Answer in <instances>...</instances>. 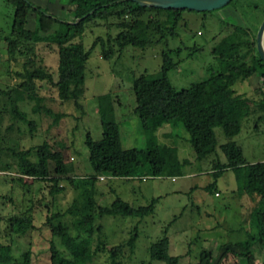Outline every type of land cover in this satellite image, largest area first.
Returning <instances> with one entry per match:
<instances>
[{
	"label": "trees",
	"instance_id": "trees-1",
	"mask_svg": "<svg viewBox=\"0 0 264 264\" xmlns=\"http://www.w3.org/2000/svg\"><path fill=\"white\" fill-rule=\"evenodd\" d=\"M14 7L11 33L6 36L9 53L28 55L32 45L47 42L57 46L59 64L57 77L42 67H35V57L24 64V71L16 72L23 78L15 87V98L24 101L26 96L36 100L34 110L38 111L40 100L37 93V80L52 82L56 85L59 96L64 101L80 104L85 94L86 63L91 51L96 46L102 48L104 59H111L118 47L127 46L147 48L159 43L167 44L171 38L180 36L179 28L187 26L185 12H203L207 16L212 11L190 9L159 8L143 6L131 0H6ZM240 13L243 22H232L219 17L225 26L219 40L212 47V53L220 61L221 67L212 69L208 78L193 83L187 88L177 89L169 72L176 69L178 62L172 54L179 55L182 47L167 49L162 52V64L157 72L142 73L133 79V90L138 114L146 134L144 148H125L122 143L120 126L116 116L117 98L113 93L98 96L99 113L103 135L94 139L91 132L86 135L85 143L89 148V161L92 172L86 176H77L59 151L51 150L46 143L25 149L10 148L19 159V176L11 177L17 188H25L26 178L33 181L52 182L55 193L66 190L63 180L79 190L72 203L65 211L59 204L51 202V215H47L46 224L52 235L50 246V264H93L99 251L107 249L111 264H116L125 247L132 251L138 238V227L127 240L111 248H106V240L99 218L106 215L144 217L154 212L159 198H153L148 205L134 206L129 201L117 197L110 205L97 202V181L100 176L111 178H130L140 171L147 170L154 177L183 175L182 168L189 164V159L181 160L176 143H161L156 132L165 124L173 127L182 126L189 134V140L198 160H203L217 153L218 137L216 128L221 127L226 138L221 150L227 161L217 159L213 170L232 169L239 180L238 192L264 200V160L249 161L243 147L235 137L243 128L244 119L253 114L264 117V60L257 47L258 29L264 20V0H231ZM73 5L74 18L68 20L59 10L69 9ZM58 10V13L55 12ZM217 10V9H216ZM103 18H99L98 14ZM101 19V20H99ZM183 20L185 21L183 24ZM103 21V22H101ZM34 22V26H33ZM105 27L107 36H100L92 48L86 49L83 38L86 29ZM215 39V38H214ZM33 53V52H32ZM30 66H32L30 68ZM258 75L262 96L254 100L245 93H238L233 85ZM11 94V92H9ZM8 93V94H9ZM16 113L20 120L28 122L31 130L36 128V121L29 119L27 113L19 108ZM172 132L167 134L172 136ZM0 152L5 150L1 142ZM26 177V178H25ZM4 178H7L4 176ZM215 181L205 188L215 189ZM20 185V186H19ZM16 186L12 188L15 189ZM20 188V189H21ZM216 194H218L217 190ZM26 192H23V196ZM12 199V198H11ZM29 201V200H28ZM30 206L20 210V214L8 218L11 234L24 235L36 228L34 211L38 207L30 198ZM254 231H249L245 240L233 243L240 252L228 250V253L245 258V264H256L258 254L255 246L264 248V209H253ZM65 215H71V224L64 221ZM73 230L75 232H73ZM168 226L164 235L153 242L150 257L166 264H179L181 256L170 253ZM98 233V242L93 248L94 235ZM57 239L69 255L58 247ZM225 245V244H223ZM217 251L204 248L197 263L214 264ZM24 260L17 261L12 254L11 245L0 243V264H30V252L24 254Z\"/></svg>",
	"mask_w": 264,
	"mask_h": 264
},
{
	"label": "rangeland",
	"instance_id": "rangeland-1",
	"mask_svg": "<svg viewBox=\"0 0 264 264\" xmlns=\"http://www.w3.org/2000/svg\"><path fill=\"white\" fill-rule=\"evenodd\" d=\"M36 1L45 3V0ZM73 8L71 5L69 9L59 10V13L72 20ZM55 12L58 13V10ZM13 15L14 7L6 0H0V136L5 148L0 152V243L11 245L17 261L24 260V254L30 252V264H50L52 235L46 217L51 215L54 208L50 210L48 205L55 201L59 209L65 211L78 196L79 190L63 180L66 190L55 193L52 182L33 181L28 177H25L28 185L23 189L17 188L11 177L21 175L20 163L10 148L25 149L46 143L51 150L63 154L67 165L77 176L89 175L92 167L89 148L85 143L86 135L91 132L94 139L102 138L98 96L106 93H113L117 98L116 116L123 146L144 148L147 140L145 130L134 111V77L145 72H157L162 64V52L181 46L179 55L172 54L178 62L177 68L169 72L173 85L182 89L208 78L212 69L221 67L220 61L212 53V47L225 27L218 18L232 22L243 20L232 4L209 12L207 16L203 12L186 11L187 26L180 27V36L171 38L167 44L159 43L147 48L127 46L123 50L117 47L111 59L103 58L102 48L98 45L92 49L86 63L85 94L80 104L62 100L54 83L37 80V93L41 100L36 111L35 99L26 96L24 101L16 100L15 87L23 80L16 72L24 71L25 62L34 56L35 67L52 72L56 78L58 49L54 44L43 42L32 45L28 55L18 52L11 55L6 36L11 33ZM98 15L103 18L101 13ZM91 28L86 29L83 38L86 49L92 48L100 36H107L104 26L93 27L94 31ZM233 88L254 100H260L262 96L258 75L245 82H236ZM18 108L24 110L29 119L36 121L34 130H31L28 122L19 119L16 113ZM170 132L172 136L167 135ZM216 133L219 143L217 153L198 160L192 144L187 141L189 134L182 126L165 124L157 130L159 142L176 143L180 159H189V164L182 168L183 175L154 177L149 175L150 169L147 167V170L130 178L100 176L96 195L100 205H110L120 197L138 207L159 198L154 212L147 216L106 215L98 219L97 223L102 225L104 232L102 239L107 241L108 249L129 239L134 228L138 227L134 250L126 246L116 264H166L159 260L152 261L149 251L150 245L164 235L166 226L171 242L170 253L181 256L179 264L197 263L204 248H212L219 254L223 246L245 240L249 231L256 229L252 220L253 209H264V200L261 202L260 196L253 198L238 192L236 171L213 170L217 159L227 161L220 145L228 139L221 127L216 128ZM235 140L243 147L247 160L263 159L264 117L258 118V114H253L244 119L242 131ZM214 181V190L205 188ZM13 186H16L15 189ZM23 192L26 195L23 196ZM30 198L38 206L34 211L36 228L24 235L13 236L8 218L29 207ZM63 219L71 224L73 217L65 215ZM98 240L96 233L93 248ZM57 243L69 255L59 239ZM255 249L258 254L256 264H264V248L257 244ZM93 264H111L108 250L99 251ZM222 264H245V258L228 253Z\"/></svg>",
	"mask_w": 264,
	"mask_h": 264
},
{
	"label": "water",
	"instance_id": "water-1",
	"mask_svg": "<svg viewBox=\"0 0 264 264\" xmlns=\"http://www.w3.org/2000/svg\"><path fill=\"white\" fill-rule=\"evenodd\" d=\"M138 2L143 6H155L159 8H177L190 9L195 11H212L228 5L231 0H131ZM257 47L258 51L264 60V20L262 21L257 33ZM228 250L240 252V249L233 244H227L222 247L214 264H217L224 253Z\"/></svg>",
	"mask_w": 264,
	"mask_h": 264
},
{
	"label": "crops",
	"instance_id": "crops-1",
	"mask_svg": "<svg viewBox=\"0 0 264 264\" xmlns=\"http://www.w3.org/2000/svg\"><path fill=\"white\" fill-rule=\"evenodd\" d=\"M262 160H264V158Z\"/></svg>",
	"mask_w": 264,
	"mask_h": 264
}]
</instances>
